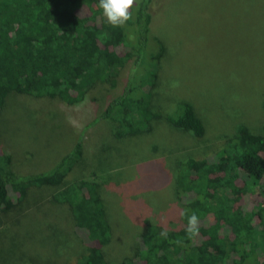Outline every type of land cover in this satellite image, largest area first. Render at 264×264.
Returning <instances> with one entry per match:
<instances>
[{
	"label": "trees",
	"instance_id": "1",
	"mask_svg": "<svg viewBox=\"0 0 264 264\" xmlns=\"http://www.w3.org/2000/svg\"><path fill=\"white\" fill-rule=\"evenodd\" d=\"M153 1L136 0L132 18L113 27L103 16L99 0H0V109L14 93L58 100L70 118L72 108L95 101L93 92L116 90L129 66L122 90L99 113L89 115L86 127L101 119L112 121L115 136L122 137L150 131L151 120L163 116L173 127L203 137L205 124L190 101L180 100L174 111L164 115L152 107L166 52L150 27ZM262 106L264 110V101ZM76 121L80 128L83 121ZM82 155L81 138L51 167L19 174L0 142L1 213L25 207L34 187L60 186L45 203L27 208L43 205L62 212L56 217L75 242L63 248L55 245L56 260L64 257L66 264H264V226L258 228L264 210V133L240 124L215 151L180 162L173 193L185 203L182 211L198 215V234L189 238L186 233L187 215L171 216L175 223L166 238L161 235L165 230L161 222L148 226L140 248L118 261L108 260L102 249L113 232L102 195L87 191L84 179L65 185ZM79 239L85 250L77 252Z\"/></svg>",
	"mask_w": 264,
	"mask_h": 264
},
{
	"label": "rangeland",
	"instance_id": "2",
	"mask_svg": "<svg viewBox=\"0 0 264 264\" xmlns=\"http://www.w3.org/2000/svg\"><path fill=\"white\" fill-rule=\"evenodd\" d=\"M150 11L152 33L166 47L152 107L164 115L180 100L190 101L205 124L203 137L173 127L163 116L151 120L150 131L122 137L115 136L112 121L86 127L89 115L122 90L129 66L116 90L93 92L95 101L72 108L70 118L58 100L14 93L0 109V142L16 173L51 167L83 139V155L65 185L84 179L86 190L102 195L113 222L111 241L102 248L110 261L133 255L148 226L161 222V229L172 230L170 217L180 215L185 204L173 193L180 162L215 151L240 124L264 133V0H155ZM76 120L83 121L80 128ZM59 187H34L25 207L0 212V264H66L53 252L55 245L75 242L56 217L62 212L43 205L27 209L45 203ZM263 226L264 210L258 228ZM76 242L77 252L84 251V242Z\"/></svg>",
	"mask_w": 264,
	"mask_h": 264
},
{
	"label": "clouds",
	"instance_id": "3",
	"mask_svg": "<svg viewBox=\"0 0 264 264\" xmlns=\"http://www.w3.org/2000/svg\"><path fill=\"white\" fill-rule=\"evenodd\" d=\"M136 0H99V7L102 9L103 16L113 27L123 26L132 18L131 9ZM188 210L181 212V216L187 215V227L185 229L189 238L198 234L199 217L195 211L190 215ZM163 237H167V230L161 232Z\"/></svg>",
	"mask_w": 264,
	"mask_h": 264
}]
</instances>
